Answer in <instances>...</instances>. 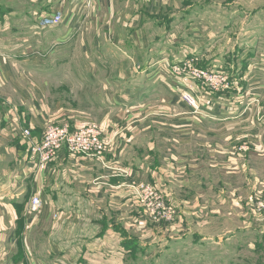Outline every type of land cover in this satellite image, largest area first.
I'll return each instance as SVG.
<instances>
[{
    "label": "crops",
    "instance_id": "crops-1",
    "mask_svg": "<svg viewBox=\"0 0 264 264\" xmlns=\"http://www.w3.org/2000/svg\"><path fill=\"white\" fill-rule=\"evenodd\" d=\"M179 7L0 0V264H141V249L156 248L161 230L135 184L156 187L173 208L172 239L185 231L214 244L199 248L229 251L243 235L251 252L252 238L264 235V211L256 210L264 201V59L241 68L245 52L205 49L201 22ZM55 13L62 24L40 25ZM184 59L228 61L233 87L197 90L195 111L171 72ZM84 121L102 125L104 161L63 149L37 168L22 130L37 141L51 125ZM33 195L44 201L39 215L28 212ZM230 217L233 228L213 227Z\"/></svg>",
    "mask_w": 264,
    "mask_h": 264
},
{
    "label": "rangeland",
    "instance_id": "rangeland-1",
    "mask_svg": "<svg viewBox=\"0 0 264 264\" xmlns=\"http://www.w3.org/2000/svg\"><path fill=\"white\" fill-rule=\"evenodd\" d=\"M179 4H181V7H179L181 14L189 13L193 16V19H198L201 22L197 32L206 40L207 47L205 49H210L214 44H217L227 48L231 47L232 55L245 52L246 55L237 57L236 60L241 68L245 61L253 63L255 60L261 61V59H264V0H179ZM187 61H191L194 66L198 65L192 60L184 59L172 66ZM230 61L232 63V57ZM212 62V59H207L196 67L206 71L228 73L230 87L224 91L230 90L233 87L236 72L225 68L224 64H228V61L216 67H214L216 64ZM252 103L259 105L260 99H253ZM154 188L163 197L159 190L156 187ZM175 221L176 215L172 223L151 221L152 225L155 224L154 226L161 230V233L157 236L156 248L154 247L151 250L141 249L139 253L141 264H264V244L259 248V242L264 239V235H257L252 238L253 242L250 243V246L253 250L251 252L248 251L250 250L249 245L245 243L246 237L243 235L232 238L234 240L229 251H219L217 247L216 249H203L197 247V244L214 245L211 243L212 240L202 242V237L196 234L186 237L187 235H184L185 231L174 237L175 239L170 238L171 234L166 231V228L169 227V224H174ZM234 221L231 217L222 219L213 227L218 228V230L233 228L235 226ZM197 225V221L192 224L193 227H197ZM220 237L222 235L216 240ZM0 243L2 244L3 241H0ZM219 243L221 244V242ZM224 246L227 247L228 242L224 243ZM256 247L259 249L257 250ZM2 249L3 247H0V254ZM201 253L204 254V258L198 260V254Z\"/></svg>",
    "mask_w": 264,
    "mask_h": 264
},
{
    "label": "built area",
    "instance_id": "built-area-1",
    "mask_svg": "<svg viewBox=\"0 0 264 264\" xmlns=\"http://www.w3.org/2000/svg\"><path fill=\"white\" fill-rule=\"evenodd\" d=\"M65 21L61 13L44 15L40 25L44 28H54ZM172 74L182 84L181 99L195 111L201 110L200 95L197 90L217 94L230 87V76L222 71H206L197 68L191 61L171 67ZM21 135L25 137L28 150L36 160L37 168H44L52 163L59 152L66 149L71 154L82 155L88 158H97L104 161V154L109 143L103 137L102 125L96 122L84 121L71 128L66 125L49 126L40 140H34L30 129H23ZM140 193L141 204L145 216L153 222H170L175 220V211L159 195L152 186L132 185ZM44 201L39 195H33L28 203L30 214H40L44 210ZM256 210L264 211V201L256 204ZM58 218V216H55Z\"/></svg>",
    "mask_w": 264,
    "mask_h": 264
}]
</instances>
